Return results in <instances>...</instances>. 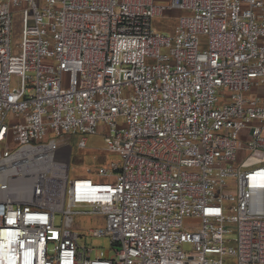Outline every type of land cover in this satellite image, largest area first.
I'll return each instance as SVG.
<instances>
[{
  "label": "built area",
  "instance_id": "obj_1",
  "mask_svg": "<svg viewBox=\"0 0 264 264\" xmlns=\"http://www.w3.org/2000/svg\"><path fill=\"white\" fill-rule=\"evenodd\" d=\"M0 264H264V0H0Z\"/></svg>",
  "mask_w": 264,
  "mask_h": 264
},
{
  "label": "rangeland",
  "instance_id": "obj_2",
  "mask_svg": "<svg viewBox=\"0 0 264 264\" xmlns=\"http://www.w3.org/2000/svg\"><path fill=\"white\" fill-rule=\"evenodd\" d=\"M157 5L168 4L167 0H156ZM169 13V14H168ZM165 17L158 18L156 22H173L170 14L172 12H168ZM22 15L15 20V36L14 41L18 43L20 41L21 29H22ZM156 30L159 27V23H156ZM163 31V30H161ZM17 77L13 79V85L17 84ZM222 101V100H221ZM221 102L220 104H222ZM12 118V116H11ZM88 140V149L87 150H77L76 144L80 137L73 139L72 144H74L75 148L72 154L71 160V171L70 177H87V169L95 170L97 166L102 165L104 160H106L107 164L112 161H119V156L112 153H107L104 149L106 147L104 143L103 137L100 135L95 136H87ZM94 157L96 159L100 158L99 163L96 164L94 161ZM84 209H76V211H81ZM60 225V218H58L57 226ZM106 221L104 217L93 216V215H75L74 216V231L80 235L79 244L83 248L93 249L92 257H95L100 252H103L106 258H110L115 254V248L111 244V239L109 237H97L94 236L93 231L95 230H105L106 229ZM51 237H56V234H51ZM53 245H51V248ZM183 249L190 253L192 252L191 245L183 246Z\"/></svg>",
  "mask_w": 264,
  "mask_h": 264
},
{
  "label": "crops",
  "instance_id": "obj_3",
  "mask_svg": "<svg viewBox=\"0 0 264 264\" xmlns=\"http://www.w3.org/2000/svg\"><path fill=\"white\" fill-rule=\"evenodd\" d=\"M168 1V0H167Z\"/></svg>",
  "mask_w": 264,
  "mask_h": 264
}]
</instances>
